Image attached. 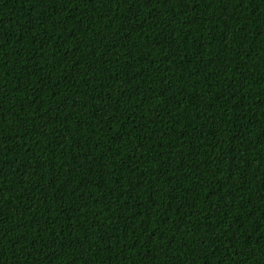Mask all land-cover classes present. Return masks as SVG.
Here are the masks:
<instances>
[{"label":"trees","instance_id":"1","mask_svg":"<svg viewBox=\"0 0 264 264\" xmlns=\"http://www.w3.org/2000/svg\"><path fill=\"white\" fill-rule=\"evenodd\" d=\"M0 264H264V0H0Z\"/></svg>","mask_w":264,"mask_h":264}]
</instances>
